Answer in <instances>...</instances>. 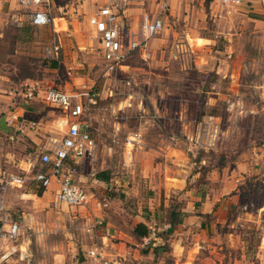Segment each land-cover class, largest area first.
I'll use <instances>...</instances> for the list:
<instances>
[{"label":"rangeland","instance_id":"374dc122","mask_svg":"<svg viewBox=\"0 0 264 264\" xmlns=\"http://www.w3.org/2000/svg\"><path fill=\"white\" fill-rule=\"evenodd\" d=\"M53 1L63 6L54 10L64 17L55 20L56 29H65L55 34L48 26L37 29L40 54L15 61L24 62L21 68L30 69L31 78H44L91 99L86 116L95 147L77 163L73 177L78 175L88 193L87 209L94 208L86 215L85 208L58 203L52 189L46 199L16 196L8 217L19 223L20 231L10 243L16 251L4 264H78L87 245L96 243L85 225L88 218L95 222L98 212L108 209L103 203L125 197L121 200L128 211L140 207L148 211L150 198L156 196L152 206L158 210L185 207L192 215L171 232L153 226L162 239L154 261L162 258L163 264H172L181 256L190 264H264V182L260 174L239 166L264 143V28L245 26L239 13L216 17L211 12L214 0H164L161 30L142 41L136 17L131 28L139 30L135 38L140 46L121 67L110 69L101 57L98 37L78 12L80 0ZM66 3L71 11L64 13ZM122 26L126 47L130 36L126 18ZM55 44L58 54H47L46 48L54 49ZM53 59L59 68L45 70ZM0 135L4 178L23 177L19 188L23 193L38 190L33 176L42 168L39 154L45 143L39 142L38 148L25 137ZM178 169L185 185L165 190L160 185L162 171ZM101 171L107 182L96 179ZM207 194L232 205L222 209V220L213 223V231L212 224L204 227L200 220L203 216V222L212 223L211 213L195 216ZM115 213L111 212L112 219ZM97 223L95 231L102 220ZM202 228L208 229L202 234ZM180 245L197 250L184 257ZM117 248L108 250L115 253ZM135 248L139 243L126 242L117 249L120 254L106 256L124 259L123 252L129 250L124 261L136 264Z\"/></svg>","mask_w":264,"mask_h":264},{"label":"crops","instance_id":"0c3cea01","mask_svg":"<svg viewBox=\"0 0 264 264\" xmlns=\"http://www.w3.org/2000/svg\"><path fill=\"white\" fill-rule=\"evenodd\" d=\"M157 1L158 0H133L131 4L125 8L124 18H126V20L130 23L129 34H134L135 37L138 35L137 32H139V30H132L131 28L133 22L136 20V17V26L137 29H139V26L141 27V33L144 18L152 20L156 17L159 7V3H157ZM102 2L103 0H80L78 12H81L82 21L85 26H89L93 29L89 19L96 13L98 6ZM212 4L214 5V8L211 7V12L216 17L217 15H223V13L227 15L239 13L240 15L244 16L242 19L246 23L245 26H255L259 29L264 28L263 0H214ZM68 5L69 3L64 5V13L71 11V9L66 10ZM60 8H63V6L57 5L53 0H48L44 4V9L49 11L51 17L53 18V22L48 25H34L30 20L31 13L28 10L22 8L17 3V0H0V118L3 117L5 121V131L0 130V134H3L4 137L10 139H12L16 134L18 136L25 137L31 143L37 144L38 146L39 142L45 143L44 145L42 144V148L40 146L38 147L41 148V151H44L46 148H48L54 141H58L62 138L67 130L65 116L61 110H56L57 108L42 102L38 98L24 102H17V100L14 99L13 91L18 89V85L21 87L24 84L38 79L31 78L30 69L24 71L21 68V66H24V62L17 63L15 60L24 56L33 59L37 53L40 54V47L37 44L38 40L35 37L37 29L48 26L50 27V30L53 34L62 32V30L65 29L63 26L60 27V31L56 29L55 20L64 18L63 16L57 15V13L54 11ZM53 12L56 14H53ZM67 21L68 20H66L67 24L70 23ZM161 22L163 25L164 21L162 16ZM30 36L31 38H29ZM27 45L29 50L26 52L25 50ZM56 48V44L54 45V49L52 46H49L46 48L47 54H50L51 56H54L53 54L57 55L58 51H55ZM51 62H56V66H50ZM44 67H46L45 70H57L59 68V62L57 59H53L44 65ZM57 135H59V139L57 138ZM0 138L2 139L3 137L0 135ZM79 162L81 163L82 161ZM69 164H72V162L70 161ZM156 165L159 164L157 163ZM239 166H243L245 169H248L249 172H256V174H260V179L262 182H264V143L258 147V150L254 152V155H252V158L248 162H242L239 164ZM28 168L29 166L27 168L24 167L23 170L28 172ZM181 170H183V168H181ZM0 171V199L3 210V212L0 210V228L3 224H6L5 222L14 221L8 216H10V204L14 202L16 196L29 194L36 195V197L38 196L39 199H46L47 196H45V193L48 192V189H52L54 191L55 201L62 203L57 200L56 193L58 183L55 181V179L51 180V183L46 189L39 187L37 182L34 180L36 186L39 189L36 191H26V193H23L21 190H19L23 183L10 180L9 183L5 184L4 179L8 178H4L5 173L3 169L0 168ZM162 173L163 177L160 181V185L165 188V190H173V186H177L179 188L185 185L184 176H181L179 169L173 172H167L163 170ZM75 175V181H77L84 188V186L76 179L78 175ZM232 175L233 174L231 173L230 176L232 177ZM150 176L153 178V173H151ZM96 179L102 182H107L108 177L106 179H101L96 176ZM41 188V194L38 195L37 192L40 191ZM124 198H110V200H107L105 203H103V205L107 206L108 209L103 213L98 212V214H100V218L97 221L102 220V226L99 230L96 229L95 231V227L98 225L97 221L89 222L91 218H88L85 225V231L96 238V243L91 244L90 246L87 245V251H83L84 259L78 264H100L99 259L90 256L88 253L90 250H96L101 253L104 259H109L106 256L107 252L111 253L110 255L112 256L120 254L121 252L117 249L121 250L122 247L126 245V242L130 241H135V243H139L140 246L139 249L135 248L132 251L133 257L138 259L136 264H163L162 258H156L157 260L154 261L152 257L154 256L155 251L158 252L161 250V248L157 246V242L162 240L159 237V233H157L154 237H150L148 242L145 240L146 237L150 235L151 229L154 228L153 226H157L158 230L171 232L173 231L176 224L180 225L184 220H186L187 217L192 215L191 213L187 212L190 211V209L185 210V207L183 209L181 208L176 210L172 209L171 207L170 209L166 208L164 210H158L156 205L152 206V203H155V201L158 200L157 196L150 198V209L148 211L143 210L142 207H140L137 212L128 211V206L124 205L122 202ZM88 199L84 205L78 207L87 209L86 205L89 201ZM218 200L220 201V197L218 198L215 195L209 197V194L205 195L201 201L202 209L200 208V210H198L195 214L197 217V215L200 216L211 213L210 216L212 217V223L209 221V219L207 222H203L205 219L203 216L200 218V220L202 221L204 227L209 228V226L212 224V231L215 225L213 223L222 220L220 218V213L223 212L222 209L232 207L231 203H228V201H220L218 204ZM116 201H120V203H117ZM216 204L218 205L216 206ZM67 206L77 207L71 205ZM93 208L94 207L91 206L90 209ZM90 209H87V212L85 213L86 215H91ZM155 210L159 214L162 213L159 218L156 217L157 214L155 213ZM111 212H116L114 219L111 218ZM107 214L109 216H107ZM2 219H4V221ZM152 219L156 221L153 222L154 224H152L150 221ZM137 224L145 225L147 228L146 233L141 234L137 232L135 230ZM208 228L200 229L202 230L200 233L203 234L204 229ZM171 239L173 240V238ZM114 240H118V242L116 243ZM11 242L0 238V248L3 250V252H10V255H8L7 261L5 263L9 261L13 253L16 251V247L11 245ZM175 244L176 241L172 242L173 246H175ZM116 245L118 248L115 249V253L108 250L111 246L116 247ZM188 247L189 246L187 245H180V248L185 250L184 257H186L185 255L191 257V255L197 250L194 246L191 248ZM80 250L83 249L80 248ZM127 254H129V250H125L123 252L122 256L124 259H121V256L118 255V257L109 260L119 261L120 264H130L131 262L125 263L124 261ZM68 264L74 263L70 262ZM172 264H190V261L179 256Z\"/></svg>","mask_w":264,"mask_h":264},{"label":"built area","instance_id":"2783aa9c","mask_svg":"<svg viewBox=\"0 0 264 264\" xmlns=\"http://www.w3.org/2000/svg\"><path fill=\"white\" fill-rule=\"evenodd\" d=\"M48 0H17V3L28 10L30 20L34 25H48L53 22L48 10L44 9V4ZM133 0H103L98 6L94 15L89 19L94 32L99 39V48L102 59L110 69L121 67L127 55L140 46L134 34H130L129 42L124 47L122 39V22L125 8ZM264 1V0H263ZM165 1L159 3L156 17L152 20L144 18L142 23V35L145 41L157 34L162 27L161 16L165 8ZM82 92L58 88L52 81L44 78L35 79L23 85L20 90L13 91L14 99L18 101H29L38 98L42 102L52 105L62 111L65 116L67 130L58 141H54L48 148L41 151L39 160L42 164L33 176L39 187L46 189L52 179L58 183L57 200L71 206H81L87 202V191L73 177V171L79 161L91 155L95 143L91 134V124L87 118L89 102L91 99H82ZM19 97L20 100L17 98ZM72 162L73 166H70ZM30 165L28 171H30ZM1 173V171H0ZM10 180L19 183L24 182V178L16 176L12 179H4L7 184ZM0 210L2 202L0 199ZM4 221V219H2ZM0 228V238L11 242L14 241L20 231V225L16 221L5 222ZM156 235L151 229L150 237ZM90 256L99 259L100 264H120L119 261L104 259L100 252L90 250ZM10 252L6 253L0 248V264L7 261Z\"/></svg>","mask_w":264,"mask_h":264},{"label":"trees","instance_id":"16d2710c","mask_svg":"<svg viewBox=\"0 0 264 264\" xmlns=\"http://www.w3.org/2000/svg\"><path fill=\"white\" fill-rule=\"evenodd\" d=\"M50 64H51L50 66H56V62H51ZM96 176L98 178H101V179H106L108 177L107 174L105 173V171H102L100 173H97ZM41 191H42V188H41L40 191L37 192V194L40 195L41 194ZM146 229H147L146 226L143 225V224H137L136 227H135V230L137 232L141 233V234L146 233Z\"/></svg>","mask_w":264,"mask_h":264},{"label":"water","instance_id":"95a60500","mask_svg":"<svg viewBox=\"0 0 264 264\" xmlns=\"http://www.w3.org/2000/svg\"><path fill=\"white\" fill-rule=\"evenodd\" d=\"M0 130L5 131V121L3 117L0 118Z\"/></svg>","mask_w":264,"mask_h":264}]
</instances>
